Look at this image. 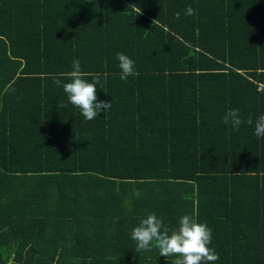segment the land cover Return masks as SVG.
Masks as SVG:
<instances>
[{
  "label": "trees",
  "instance_id": "obj_1",
  "mask_svg": "<svg viewBox=\"0 0 264 264\" xmlns=\"http://www.w3.org/2000/svg\"><path fill=\"white\" fill-rule=\"evenodd\" d=\"M74 59L111 102L91 121L53 83ZM229 109L264 114V0H0V264H172L130 238L152 212L264 264V138Z\"/></svg>",
  "mask_w": 264,
  "mask_h": 264
},
{
  "label": "clouds",
  "instance_id": "obj_2",
  "mask_svg": "<svg viewBox=\"0 0 264 264\" xmlns=\"http://www.w3.org/2000/svg\"><path fill=\"white\" fill-rule=\"evenodd\" d=\"M128 9H132L137 15L141 14V9L136 5H130ZM185 15L194 16L196 12L189 6ZM175 17L179 19L180 13H175ZM155 23H158L157 19L152 22ZM116 59L121 73L120 80L126 81L128 77L138 75L134 61L127 55L117 53ZM101 77V73L83 71L81 62L74 59L70 70L59 73L58 77L53 78V83L62 87L68 103L79 109L86 121H91L111 108V102L97 99V85L101 83ZM222 123L230 126L234 132H238L242 125H254V135L264 138V114L254 121L251 115L247 119L242 118L239 109H229L223 116ZM130 238L136 242L137 252L150 251L155 247L159 250V256L176 257L172 264H214L219 258L215 250L209 247L212 230L206 223L198 222L194 215L181 216L176 227L170 230L163 218L157 217L155 212L148 213L132 228Z\"/></svg>",
  "mask_w": 264,
  "mask_h": 264
}]
</instances>
